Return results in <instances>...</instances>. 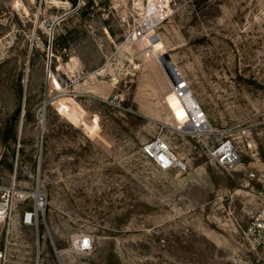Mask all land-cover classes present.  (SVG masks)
Returning a JSON list of instances; mask_svg holds the SVG:
<instances>
[{
  "label": "rangeland",
  "instance_id": "1",
  "mask_svg": "<svg viewBox=\"0 0 264 264\" xmlns=\"http://www.w3.org/2000/svg\"><path fill=\"white\" fill-rule=\"evenodd\" d=\"M141 12L142 0H0V181L38 176L47 193L39 244L14 219L3 264H264L242 233L264 210V0H174L129 41ZM175 75L212 141L232 143L233 171L185 134ZM156 138L184 168L143 154Z\"/></svg>",
  "mask_w": 264,
  "mask_h": 264
},
{
  "label": "built area",
  "instance_id": "2",
  "mask_svg": "<svg viewBox=\"0 0 264 264\" xmlns=\"http://www.w3.org/2000/svg\"><path fill=\"white\" fill-rule=\"evenodd\" d=\"M173 8L174 0H142L140 20L137 26L131 30L127 39L135 42L145 40L150 32L170 16ZM168 80L173 94L178 98L179 104L186 114V127H184L186 131L182 130L183 128H177L178 131H185V134L189 135L196 143L204 145L208 156L223 170L233 171L241 163V159L230 140L220 139L219 142L214 143L212 138L216 131L194 98L188 82L179 75ZM180 125L178 123L177 127ZM142 152L146 157L152 158L161 169H168L174 165L181 166L169 145L162 138H156L144 144ZM181 167L184 168V166ZM247 177L253 178L254 172H247ZM262 189L264 190V185ZM46 206L47 193L38 176L30 185H20L15 178L5 183L0 181V242L5 224L9 225L13 219H16L20 225L35 230L38 245L40 241L39 228L44 219ZM17 207L20 208L18 213H16ZM242 233L250 243L257 246L264 245V210L252 217V220L243 228ZM85 241L87 247L84 246ZM7 242L8 240L0 245V264L4 263ZM75 244L79 251H88L92 248L93 241L90 235L81 234Z\"/></svg>",
  "mask_w": 264,
  "mask_h": 264
},
{
  "label": "bare ground",
  "instance_id": "3",
  "mask_svg": "<svg viewBox=\"0 0 264 264\" xmlns=\"http://www.w3.org/2000/svg\"><path fill=\"white\" fill-rule=\"evenodd\" d=\"M103 73H104V71H103L101 74H103ZM14 222H15V220L13 219V220L9 223V225H8V234L10 233V229L12 228ZM5 256H6V253H5ZM5 256H4V260H5Z\"/></svg>",
  "mask_w": 264,
  "mask_h": 264
},
{
  "label": "snow or ice",
  "instance_id": "4",
  "mask_svg": "<svg viewBox=\"0 0 264 264\" xmlns=\"http://www.w3.org/2000/svg\"><path fill=\"white\" fill-rule=\"evenodd\" d=\"M84 246L87 247V242L86 241L84 242Z\"/></svg>",
  "mask_w": 264,
  "mask_h": 264
},
{
  "label": "water",
  "instance_id": "5",
  "mask_svg": "<svg viewBox=\"0 0 264 264\" xmlns=\"http://www.w3.org/2000/svg\"><path fill=\"white\" fill-rule=\"evenodd\" d=\"M22 114H24V111H22Z\"/></svg>",
  "mask_w": 264,
  "mask_h": 264
}]
</instances>
